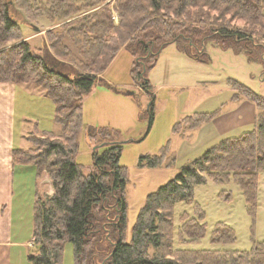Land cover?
Returning a JSON list of instances; mask_svg holds the SVG:
<instances>
[{
    "label": "trees",
    "instance_id": "16d2710c",
    "mask_svg": "<svg viewBox=\"0 0 264 264\" xmlns=\"http://www.w3.org/2000/svg\"><path fill=\"white\" fill-rule=\"evenodd\" d=\"M108 0H0V82L34 85L55 104V121L61 136L51 131H34L31 147L17 148L16 165H34L37 173L49 172L54 195L36 194L32 264H64L66 243L74 247L75 264H264V241H255L250 250L175 249L174 212L179 202L194 201L196 185L208 179L223 185L234 180L242 189L251 212L258 206L259 177L264 172V96L235 79L233 99L254 102L260 113L254 129L237 138H228L208 149L200 158L183 166L181 172L155 193L148 195L132 228L128 231L127 168L121 164L123 144L105 129L89 128L94 144V162L85 169L77 161L79 137L84 128V98L102 80L104 70L122 48L134 56L131 73L136 85L152 95L151 122L155 96L148 77L161 51L171 43L189 57L205 60L208 44L229 47L248 58L264 56V0H116L119 24L113 20L111 0L100 10L85 14L65 32L50 34L52 54L34 49L24 39L22 25L15 17L16 3H36L34 17L57 18L82 14ZM241 19L247 26L237 28ZM32 23V22H28ZM68 32V33H67ZM66 33V34H65ZM69 36L83 41L77 60L59 54L56 42ZM79 37H83L81 40ZM11 43V44H10ZM130 44V46L128 45ZM78 46V45H77ZM69 63L78 66L74 72ZM100 67L99 71L97 68ZM97 71V72H96ZM116 90V88H115ZM201 113L179 121L175 132L186 136L213 119ZM112 137V138H111ZM165 153L140 158L141 167L163 165ZM171 164V162L169 163ZM205 213L184 212L178 229L182 245L198 242L207 234ZM235 230L219 223L212 243L230 245Z\"/></svg>",
    "mask_w": 264,
    "mask_h": 264
},
{
    "label": "rangeland",
    "instance_id": "374dc122",
    "mask_svg": "<svg viewBox=\"0 0 264 264\" xmlns=\"http://www.w3.org/2000/svg\"><path fill=\"white\" fill-rule=\"evenodd\" d=\"M108 2L109 0L99 6L87 9L86 12L79 15L63 17L58 14L57 18L51 20L46 17H34L27 12L26 9L34 11L36 3H29L27 6L24 3H16L14 15L19 19L20 24L25 23L22 25L24 35L34 36L28 40L34 49H43L44 45H47L46 49L52 54H56L55 50L50 47L49 38L51 35L48 32L54 33L52 36L60 38L55 34L65 32L64 25L76 24L74 22L80 20L85 14L100 10ZM115 3L116 0H111L110 5L113 9V20L118 25L119 15L115 10ZM233 24L239 29L247 26L241 19L235 20ZM56 38H53V41L56 42L59 54H70L72 57H77V60H83V56L80 54V45L83 44V41L77 44L75 39L69 36L63 37L60 42ZM79 38L83 40V37ZM128 45L130 46V44ZM180 46L178 43L167 45L159 54L155 67L148 73L153 86V96H155L151 124L149 123L151 119L149 106L152 103V95L134 82L131 73L134 56L127 49L128 47L119 51L104 70L102 80L84 98L83 119L85 125L79 137L80 146L77 161L85 169L90 168L94 162L93 150L95 146L90 141L86 129H105L112 134L113 139L123 144L120 161L127 168L128 173L126 198L129 239L137 216L146 204L148 195L155 193L161 186L174 179L179 175L184 165L197 159L215 145L211 143L222 141L213 142L214 139L205 143L201 131L219 129L229 124L238 114L240 106L229 102L233 93L229 79L238 80L255 93L264 96V56L260 59L257 53H252L248 58L244 53L235 52L232 47L208 44L206 59L197 60L181 51ZM65 62L73 67L74 72H79L77 63L73 65L68 61ZM99 69L100 67L97 68V71ZM30 88L41 91L34 85H31ZM33 93L30 90H25L24 87L19 91L17 113L20 117L26 115L32 120L26 124L25 130L36 127L37 123L39 132L52 131L55 135L61 136V126L55 121L54 102ZM226 101L228 103L224 108ZM215 109H222V117L216 122L206 125L202 130L200 129L201 131H193L191 137L190 133L182 136L175 132L177 123L187 116L210 113ZM256 110L259 115V109ZM253 127L254 125L250 128L251 130L249 127L237 129L234 131L236 134H231L228 137H240L243 132L252 131ZM30 129L28 130L29 136L33 134L29 132ZM21 133L22 126L18 125L17 141H20ZM25 145L26 147L31 146L29 139H25ZM161 153L166 155L163 165L158 167L140 166L142 156H154ZM170 162L171 164H169ZM28 174L30 175V171ZM46 174L49 179L46 180L44 189H46L47 183L54 189L49 172L38 171L37 177L40 179ZM53 195L54 193L49 197ZM197 208L205 213L207 234L198 242L182 245L178 238L181 215L184 212L194 214ZM26 220L28 229L25 228L23 233L32 238L34 216H26ZM219 223L227 224L235 230L237 239L233 244L216 245L212 243L213 230ZM174 225L175 249H252L255 241H264V172H261L259 177L256 211H250L241 187L234 180L223 185L208 179L205 183L196 185L193 202H179L175 206ZM63 262L64 264H75L74 247L69 242L65 244Z\"/></svg>",
    "mask_w": 264,
    "mask_h": 264
},
{
    "label": "crops",
    "instance_id": "0c3cea01",
    "mask_svg": "<svg viewBox=\"0 0 264 264\" xmlns=\"http://www.w3.org/2000/svg\"><path fill=\"white\" fill-rule=\"evenodd\" d=\"M32 38H34L33 35H25L27 41ZM23 87L25 90L34 92L35 95L44 96L42 91L31 89L30 86L0 82V264H32L28 259L36 247L33 241L34 232H32V238L30 235L23 233L25 228L28 229L26 216H34L37 193H40V195L48 194V196L54 193V189L49 183L47 185L50 187L46 185V189H44L45 182L49 179L47 174L39 179L36 166L16 165L13 161L15 149L29 148L25 145V139L29 137L28 130L30 128L28 130H25V128L26 124L32 122V120L27 118L26 115L20 117L17 113L19 91ZM232 91L229 102L240 106L238 114L229 124L214 131L202 132L203 127L216 122L222 117V109H215L208 113L214 114L213 119L194 131H201L205 143L214 139L213 142H218L228 138H237L228 136L236 134L234 131L237 129L244 127L250 129L253 125L255 127L258 117L257 105L246 98L233 99L235 91L233 89ZM227 103L228 101L225 102L224 108ZM18 125L22 126L20 141H17ZM37 130L36 123V127L34 126L29 132L33 133ZM247 132L250 131H245L243 134ZM192 133L190 137L193 135ZM211 144L216 145L218 143ZM28 171H30V175Z\"/></svg>",
    "mask_w": 264,
    "mask_h": 264
},
{
    "label": "water",
    "instance_id": "95a60500",
    "mask_svg": "<svg viewBox=\"0 0 264 264\" xmlns=\"http://www.w3.org/2000/svg\"><path fill=\"white\" fill-rule=\"evenodd\" d=\"M150 105H151V104H150ZM149 108H150V106H149ZM150 122H151V119H150ZM150 122H149V123H150ZM149 127H150V124H149Z\"/></svg>",
    "mask_w": 264,
    "mask_h": 264
}]
</instances>
